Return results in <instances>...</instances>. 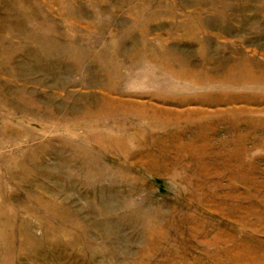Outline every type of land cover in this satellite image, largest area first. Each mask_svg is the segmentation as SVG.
I'll return each instance as SVG.
<instances>
[{"label":"rangeland","instance_id":"rangeland-1","mask_svg":"<svg viewBox=\"0 0 264 264\" xmlns=\"http://www.w3.org/2000/svg\"><path fill=\"white\" fill-rule=\"evenodd\" d=\"M0 264H264V0H0Z\"/></svg>","mask_w":264,"mask_h":264}]
</instances>
